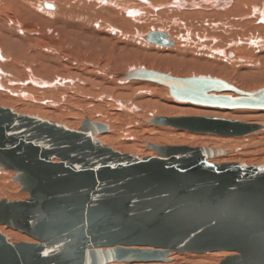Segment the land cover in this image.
<instances>
[{
	"label": "water",
	"instance_id": "95a60500",
	"mask_svg": "<svg viewBox=\"0 0 264 264\" xmlns=\"http://www.w3.org/2000/svg\"><path fill=\"white\" fill-rule=\"evenodd\" d=\"M144 40L173 46L162 31ZM121 78L166 87L177 102L264 110V88L242 92L219 79L145 69ZM149 123L226 137L263 129L192 115ZM104 132L87 119L72 130L0 107V168L27 195L0 199V226L35 241L11 243L0 233V264L166 263L171 253L213 252L232 253L218 264H264V165L212 163L225 152L186 145L147 144L156 156L139 158L104 146L96 139Z\"/></svg>",
	"mask_w": 264,
	"mask_h": 264
},
{
	"label": "bare ground",
	"instance_id": "6f19581e",
	"mask_svg": "<svg viewBox=\"0 0 264 264\" xmlns=\"http://www.w3.org/2000/svg\"><path fill=\"white\" fill-rule=\"evenodd\" d=\"M44 1L0 0V107L11 109L20 115L62 124L72 130H77L85 119L92 121L90 111L99 108L95 112L99 116L97 121H106L107 115L112 119L111 128L97 135L96 139L120 153L142 158L156 156L147 144L201 146L219 150L221 148L225 152L223 156L209 161L212 163L264 165V110L203 107L223 110L218 112L199 109L202 106L197 105L189 107L185 106V102L173 100L166 87L165 90L160 88V93L165 91V99L160 100L156 96L157 92H153L157 87L138 86L136 83L161 85L121 78L123 73L134 69H155L154 71L161 73L164 70L168 72H165L166 75L177 78L205 77L226 80L225 82L235 85L242 92H254L264 88V0ZM156 24L161 25L157 27L159 30H152ZM147 25L152 27L151 32L166 33L173 41V46H148L144 40L148 32L144 34L138 30L140 26ZM223 40H226V45L222 47ZM142 47L149 50H142ZM248 51L254 53V61L247 59L248 55L245 57ZM126 53L135 57L134 63L143 56L144 66L134 64L127 66L125 70H121L119 65L113 67L120 69L119 71L104 69L106 65L98 66L122 62L124 60L121 56ZM243 63L248 64L243 66ZM255 70L257 73L253 76L252 72ZM86 72H90L91 78L86 77ZM170 72L174 75L169 74ZM183 72L192 74L181 76ZM3 79L7 84H3ZM75 79L85 82L81 90L91 94L94 91L95 96H98L93 97L90 103L83 104L87 111L78 108L81 111L76 114L85 117L80 122L65 121L66 116L71 115L73 110L69 108L66 98L75 103L78 101L79 92L67 97L63 94L65 92L68 95L65 88L62 90L61 86L53 84H71ZM84 79L85 81H81ZM100 84L104 88L93 90ZM223 94L233 98L240 97L231 92ZM241 98L245 96L241 95ZM77 101L76 104L82 106ZM162 103L175 108L167 111L166 107H160ZM108 104L111 110L105 113L104 109ZM136 110L142 111L133 116L125 114L126 111ZM148 113L152 115L148 120L154 116H208L262 125L263 129L243 137L190 135L176 133L173 128L155 126L148 121L139 123L146 119ZM123 118L128 119L127 124L123 122ZM252 121L259 124L250 123ZM134 123L137 124L136 128L131 126ZM118 125H124L127 134L143 139L141 148H135L136 141H123L119 133L113 130ZM1 178L2 176L0 180ZM5 192L8 193L7 187L0 185V193ZM3 196L5 195L0 194V197ZM0 233L8 235L4 226H0ZM9 233L12 235L11 240H8L11 243H35L19 232ZM231 254L171 253L166 263L132 264H217L218 260ZM169 260L172 262L168 263Z\"/></svg>",
	"mask_w": 264,
	"mask_h": 264
},
{
	"label": "rangeland",
	"instance_id": "374dc122",
	"mask_svg": "<svg viewBox=\"0 0 264 264\" xmlns=\"http://www.w3.org/2000/svg\"><path fill=\"white\" fill-rule=\"evenodd\" d=\"M46 1V0H45ZM44 1V2H45ZM48 2V1H47ZM50 3V2H49ZM158 26H161V25H159V24H156L155 25V27H153V28H155V29H152V30H159V28H157ZM142 28V29H141ZM150 28H152V27H150L149 25H147V26H140L139 28H138V30L139 31H142L144 34L145 33H149V32H151L152 30L150 29ZM150 29V30H149ZM169 30V29H168ZM168 32V31H167ZM170 32V31H169ZM170 35V34H169ZM173 35V34H172ZM172 35H170V36H172ZM146 44V43H145ZM147 45L149 46H154V47H156V48H159L160 46H156V45H153V44H149V43H147ZM220 45V44H219ZM221 45H222V47L223 46H225L226 45V40H223L222 41V43H221ZM144 48L145 47H142L141 49L142 50H144ZM160 48H163V47H160ZM164 48H170V47H164ZM145 50H149L148 48H145ZM249 52V51H248ZM246 53L245 54V57L247 58V59H253L252 61H254V57H255V55H254V53L253 52H249V53ZM250 55V56H249ZM253 55V56H252ZM122 58H123V60L124 61H122V62H118V63H116V62H113V64H101V65H98V66H100V67H104L105 65V67H104V69H108V70H112V71H119L120 69H116V68H113L114 66H116V65H119L120 67H121V70H125V69H127L129 66H131V65H134V64H136V66H144L143 65V63H144V61H143V56H141L139 59H140V61L138 60V61H136L137 63H134L135 62V57L132 55V54H130V53H126V54H124V55H122L121 56ZM249 57V58H248ZM126 58H129L128 60H126ZM138 62H139V64H138ZM247 62H249V60L247 61ZM245 64H248V63H243V66L245 65ZM146 65V64H145ZM128 66V67H127ZM160 66V65H159ZM149 66H147V68H148ZM152 67H155V66H152ZM150 68V67H149ZM161 68V67H160ZM254 68H256V67H254ZM94 69V68H93ZM153 70V69H152ZM155 70V69H154ZM161 71H163L164 72V74H165V72L166 71H164V70H161ZM256 71V70H255ZM255 71H253L252 72V75L254 76V74L255 73H257V71L255 72ZM87 74H86V77L87 78H91V75H90V72H86ZM93 73H94V75H95V72L93 71ZM168 72H166V74H167ZM169 74H173L172 72H170ZM184 74V75H183ZM192 74V73H191ZM191 74L190 73H186V72H183V73H181L180 75L182 76H191ZM174 75V74H173ZM96 76V75H95ZM79 78V77H78ZM81 81H85V79L84 80H81ZM226 81V80H225ZM243 82H244V80H242ZM2 82H3V84H7V82H6V80L5 79H3L2 80ZM102 83V82H101ZM229 83V82H228ZM54 85H57V86H61V88L60 89H66L67 91H68V95L65 93V92H63V94H65L67 97H71L72 95H74L75 93H78V96H77V98H78V101H80V102H78L77 100V103H80V104H82V106L81 105H77L76 104V101H75V103H72L73 101L72 100H70V98H68V100H67V98H66V101L69 103V108L71 109H73L72 110V114L71 115H68V116H66L67 117V119L65 120V121H73V122H80V121H83V119L85 118L83 115H79V114H76V112L77 111H81V110H86L87 111V109H84L83 108V104H85V103H90V100H93V97H95V98H98V96H95V94H94V91H93V94H91V93H89L88 91V93H86V91H84V90H81V87L84 85L85 86V82H79V81H77L76 79L74 80V82L73 83H68V82H65L63 85H59L58 83H53ZM101 85V86H100ZM100 85H97V86H95V88H93V90H96L97 88V90H99V89H101L100 87H102V88H104V85H102V84H100ZM136 85H145V86H147V87H151V88H153V87H157V88H155L154 90H153V92H157V94H156V96L161 100H163V99H165V97H163V95H164V93H165V87H161V86H156V85H152V84H141V83H136ZM235 86V85H234ZM260 86V85H259ZM88 87H90L89 85H88ZM236 87V86H235ZM258 87V86H257ZM160 88H163L164 90L160 93V91L162 90V89H160ZM242 89V88H241ZM256 89H258V88H256ZM167 90V89H166ZM85 93V94H84ZM162 94V97H160V95ZM90 95V96H89ZM145 97H148L147 95L145 96ZM84 98H86V99H84ZM88 98V99H87ZM92 98V99H91ZM84 100H85V102H84ZM71 101V102H70ZM82 102H84V103H82ZM109 103H111V102H109ZM71 104L73 105V106H71ZM181 104V103H180ZM185 104V106H189V107H197V106H194V105H191V104H188V103H184ZM183 104V105H184ZM80 106V107H79ZM160 107H166L167 108V111L169 110H171L170 108H172V110L175 108L174 106H172V105H170V106H166L164 103H162L161 104V106ZM75 108V109H74ZM81 109V110H79V109ZM111 106H110V104H108L107 106H106V108L104 109L105 110V113H107V112H109L111 109ZM199 109L201 108V109H207V110H219V111H223L222 109H216V108H214V109H209V108H203V107H198ZM162 109V108H161ZM104 110H102V111H104ZM158 110V109H157ZM157 110H156V112H157ZM163 110V109H162ZM171 110V111H172ZM90 111V110H89ZM96 111H99V108H95V109H93V110H91L90 112H91V119H92V122H98V123H100V122H103V123H101V124H103V125H105L107 128H111V119H112V117L110 118L108 115H107V120L106 121H97L98 119H99V116L98 115H96ZM142 110H136V111H134V112H130V111H126V115H129V116H133V115H135L136 113H138V112H141ZM218 111V112H219ZM240 111H244V110H240ZM64 114V113H63ZM94 114H95V116H94ZM98 116V117H97ZM101 116H102V112H101ZM100 116V117H101ZM152 115L150 114V113H148L145 117H146V119L145 120H141L139 123H144L145 121H148L149 122V120L148 119H150V117H151ZM97 117V118H96ZM155 117V116H154ZM94 118H95V120H94ZM123 122H125V124H127L128 123V119L127 118H123ZM65 121H62V122H64V123H66ZM256 123V124H259V122H256V121H252V122H250V123ZM131 126H133V128H136L137 127V124L136 123H134V124H131ZM147 126V125H146ZM124 125H118V127H115L113 130H116L118 133H119V136H121V139L123 140V141H127V142H131V141H136V147L135 148H141L140 146H141V144L143 143L142 141H143V139H141V138H139V137H136V136H134L133 134V136L130 134H127L126 133V131H125V129H124ZM173 131H175L176 133H187V134H190V135H198V136H210V135H208V134H196V133H191V132H187V131H183V130H177V129H172ZM109 132V131H108ZM249 135V134H248ZM246 136V135H245ZM211 137H214V138H220V136H214V135H211ZM243 137V136H242ZM242 137H238V139L239 138H242ZM234 139H237V138H234ZM194 142V141H193ZM193 144H195V143H193ZM109 146V145H108ZM111 148H113L112 146H110ZM195 147V146H194ZM114 149V148H113ZM143 149H146L145 147L143 148ZM148 149V148H147ZM220 150H223V149H221L220 148ZM15 174L13 173V172H11V171H3L1 168H0V176H2V178H1V180H0V185H5L6 187H7V190H8V193H0V194H3V195H5V196H3L4 197V199H7V200H22V199H24L25 197V195L26 194H24V193H20L19 191H20V187H19V185L13 180V176H14ZM8 196H10V197H12V198H10V197H8ZM3 197H0V199H3ZM4 230H5V232H7L8 233V235H5L6 237H7V239L9 240H11V238H12V235H10V233H9V231H13V230H10V229H7L6 227H4ZM13 232H16V231H13ZM20 234H22V233H20ZM23 236H25V237H27L26 235H24V234H22ZM27 238H29V237H27ZM31 239V238H30ZM224 258V257H223ZM221 260H222V258H221ZM219 261L220 260H218V263H219ZM172 262V260H169V262L168 263H171ZM124 263V262H123ZM126 263V262H125ZM131 264H132V262H130ZM217 263V264H218ZM176 264H178V263H176ZM180 264V263H179Z\"/></svg>",
	"mask_w": 264,
	"mask_h": 264
}]
</instances>
